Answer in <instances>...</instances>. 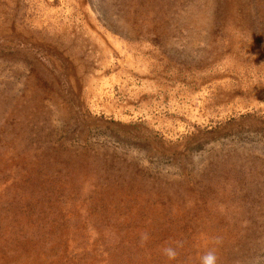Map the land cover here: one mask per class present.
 I'll return each mask as SVG.
<instances>
[{"label":"rangeland","instance_id":"374dc122","mask_svg":"<svg viewBox=\"0 0 264 264\" xmlns=\"http://www.w3.org/2000/svg\"><path fill=\"white\" fill-rule=\"evenodd\" d=\"M210 251L264 264V0H0V264Z\"/></svg>","mask_w":264,"mask_h":264},{"label":"clouds","instance_id":"9594fccd","mask_svg":"<svg viewBox=\"0 0 264 264\" xmlns=\"http://www.w3.org/2000/svg\"><path fill=\"white\" fill-rule=\"evenodd\" d=\"M148 236L147 234L142 235V241L147 240ZM181 246L179 242H177V247ZM162 254L166 256L169 260H173L177 256V251L176 248L172 246H166L162 249ZM201 264H216V257L213 252H208L206 253L202 258H201Z\"/></svg>","mask_w":264,"mask_h":264}]
</instances>
